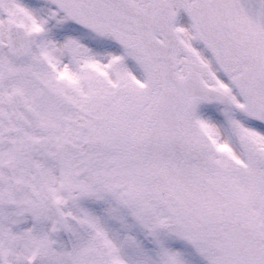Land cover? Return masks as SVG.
<instances>
[{
    "label": "snow or ice",
    "instance_id": "obj_1",
    "mask_svg": "<svg viewBox=\"0 0 264 264\" xmlns=\"http://www.w3.org/2000/svg\"><path fill=\"white\" fill-rule=\"evenodd\" d=\"M0 264H264V0H0Z\"/></svg>",
    "mask_w": 264,
    "mask_h": 264
}]
</instances>
